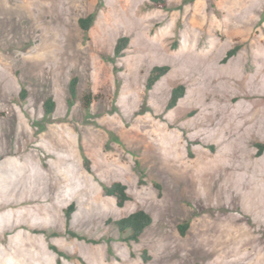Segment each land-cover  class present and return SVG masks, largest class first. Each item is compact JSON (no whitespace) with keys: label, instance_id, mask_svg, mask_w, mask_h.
I'll return each mask as SVG.
<instances>
[{"label":"rangeland","instance_id":"1","mask_svg":"<svg viewBox=\"0 0 264 264\" xmlns=\"http://www.w3.org/2000/svg\"><path fill=\"white\" fill-rule=\"evenodd\" d=\"M166 1L0 0V264H264V0Z\"/></svg>","mask_w":264,"mask_h":264},{"label":"trees","instance_id":"2","mask_svg":"<svg viewBox=\"0 0 264 264\" xmlns=\"http://www.w3.org/2000/svg\"><path fill=\"white\" fill-rule=\"evenodd\" d=\"M150 2L157 8L168 9V3L166 0H150ZM95 20H96V14L93 13L87 17L80 18L79 19V26L85 33H88L90 31V29L92 28ZM129 43H130V39L128 37L119 38L117 41L116 47H115L116 55L121 56L122 53L128 48ZM235 53H236V50L229 51L227 54L226 60L231 58ZM170 70H171V68L169 66L154 67L152 69V71L150 72V75H149V78L147 81V86H146L147 91H151L155 87V85L165 75H167L169 73ZM77 87H78V78L74 77L70 82V88H69L70 89V95L72 98H76V96H77ZM185 93H186V89L184 86H178L177 88H175L172 91V95H171L170 101L168 103V110L175 108L177 106L179 100L184 97ZM20 95H21V98L23 100L26 99V97H27L26 89H22ZM84 101H85L86 107H89L93 102V96L92 95L85 96ZM55 108H56V103L53 100V98H49L48 100H46V102H45L46 115L49 116V115L53 114L55 111ZM257 148H258L257 155L261 156L264 153V145L258 144ZM85 165H86V168L88 169V171L91 172V168H90V165L88 164V161H86ZM104 192L107 196L116 198L117 205L119 207H124L126 205V203L131 200V197L128 194L127 186L120 183V182L113 183L110 186H104ZM74 211H75V205L72 204L67 209L68 219H71V216L74 213ZM152 222H153V219L149 213H147L144 210H139V211L132 213L131 215H129L126 218H123L119 221H116L115 225L118 227L120 232H129L130 233L129 241H134V242L138 243L140 241L143 233L145 232V230L147 228H149L151 226ZM188 226H189L188 223L180 226V231L182 234H185L186 230L188 229ZM69 233L76 238L84 240V238H82L81 236H79L78 234H76L74 232L69 231ZM51 249L60 256V263H61V261H63L62 258H64V257L67 258L66 253L60 251L57 247L51 246ZM144 253L146 254L147 251H145Z\"/></svg>","mask_w":264,"mask_h":264},{"label":"bare ground","instance_id":"3","mask_svg":"<svg viewBox=\"0 0 264 264\" xmlns=\"http://www.w3.org/2000/svg\"><path fill=\"white\" fill-rule=\"evenodd\" d=\"M264 65V64H263ZM262 69V68H261ZM262 74V73H261ZM244 77V76H243ZM246 78V77H245ZM246 80V79H245ZM247 82H249V81H247ZM249 85V84H248ZM243 107H241L240 109H242ZM244 110V109H243ZM240 113H242V112H240ZM235 114H237V113H235ZM235 114H233V116L235 115ZM21 170V169H20ZM25 173V172H24ZM25 175V174H24ZM23 177V176H22ZM9 184V183H8ZM4 188V187H3ZM238 189V188H237ZM1 190V189H0ZM7 190H8V188H7ZM28 191V190H27ZM16 192V191H15ZM39 193V192H38ZM28 194V193H27ZM6 195L8 196L9 194H8V191L6 192ZM6 196V197H7ZM37 196V195H36ZM263 199V198H262ZM22 200V199H21ZM26 200V199H25ZM4 201V200H3ZM19 201H20V199H19ZM1 202H2V200H1ZM0 202V203H1ZM17 202V201H16ZM24 203V202H23ZM260 203V204H259ZM7 203H5V205H6ZM11 204V203H10ZM16 204V203H15ZM254 206H257V207H262V205H261V202H257V201H255V203L253 204V207ZM255 208V207H254ZM34 212V211H33ZM264 214V213H263ZM34 215H35V213H34ZM36 216V215H35ZM19 224H20V222H19ZM18 224V225H19ZM6 228V227H5ZM9 228V227H8ZM13 228H14V226H13ZM249 231V230H248ZM247 232V231H246ZM250 233V232H249ZM248 236V235H247ZM250 240H253V241H256L255 240V238H253V237H249V239H243V242L245 243V242H249ZM256 243V242H255ZM251 244V243H250ZM245 246H246V248H245ZM245 251V252H244ZM247 253V254H246ZM243 254H244V258H246V255H249V249H248V246H247V243H245V245H244V250H243ZM262 255V254H261ZM31 256V255H30ZM258 256V255H257ZM39 260V259H38ZM29 261V260H28ZM39 261H42L41 263L42 264H46L47 262H45L44 260H39ZM25 262V261H24ZM26 263V262H25ZM24 263V264H25ZM28 264H32V261L30 260L29 261V263Z\"/></svg>","mask_w":264,"mask_h":264}]
</instances>
